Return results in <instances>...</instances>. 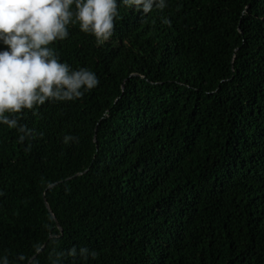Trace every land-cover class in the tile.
I'll use <instances>...</instances> for the list:
<instances>
[{
  "label": "trees",
  "instance_id": "obj_1",
  "mask_svg": "<svg viewBox=\"0 0 264 264\" xmlns=\"http://www.w3.org/2000/svg\"><path fill=\"white\" fill-rule=\"evenodd\" d=\"M117 8L103 45H49L94 89L0 124V258L264 264V0Z\"/></svg>",
  "mask_w": 264,
  "mask_h": 264
},
{
  "label": "clouds",
  "instance_id": "obj_2",
  "mask_svg": "<svg viewBox=\"0 0 264 264\" xmlns=\"http://www.w3.org/2000/svg\"><path fill=\"white\" fill-rule=\"evenodd\" d=\"M118 3L141 15L167 6V0H0V46H6L0 47V124L16 129L20 141L31 133L19 123L22 109L78 99L98 84L94 72L71 68L49 45L68 37L70 22H78L80 32L103 45L113 34ZM162 23H169L167 17ZM75 141V136H63L65 144ZM68 254L77 255L75 247ZM78 254L95 255L83 247ZM0 264H8L7 258H0Z\"/></svg>",
  "mask_w": 264,
  "mask_h": 264
},
{
  "label": "water",
  "instance_id": "obj_3",
  "mask_svg": "<svg viewBox=\"0 0 264 264\" xmlns=\"http://www.w3.org/2000/svg\"><path fill=\"white\" fill-rule=\"evenodd\" d=\"M45 204H46V207L48 208L49 212L51 213L50 207H49V205L47 204L46 201H45Z\"/></svg>",
  "mask_w": 264,
  "mask_h": 264
}]
</instances>
